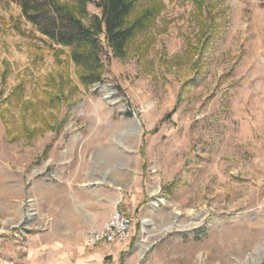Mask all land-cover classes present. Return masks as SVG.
<instances>
[{
    "label": "rangeland",
    "instance_id": "1",
    "mask_svg": "<svg viewBox=\"0 0 264 264\" xmlns=\"http://www.w3.org/2000/svg\"><path fill=\"white\" fill-rule=\"evenodd\" d=\"M158 1L89 89L0 4V264H264V0ZM78 195L131 239L87 247Z\"/></svg>",
    "mask_w": 264,
    "mask_h": 264
},
{
    "label": "trees",
    "instance_id": "2",
    "mask_svg": "<svg viewBox=\"0 0 264 264\" xmlns=\"http://www.w3.org/2000/svg\"><path fill=\"white\" fill-rule=\"evenodd\" d=\"M2 2L13 3L20 9L19 18L9 22L17 35L67 51L78 82L85 89L103 83L108 61L124 59L133 42L156 26L163 11L158 0H0V4ZM89 5H94L98 14H91ZM22 22L30 25L31 30L23 29ZM53 100L58 99L55 97L50 103Z\"/></svg>",
    "mask_w": 264,
    "mask_h": 264
},
{
    "label": "built area",
    "instance_id": "3",
    "mask_svg": "<svg viewBox=\"0 0 264 264\" xmlns=\"http://www.w3.org/2000/svg\"><path fill=\"white\" fill-rule=\"evenodd\" d=\"M133 230L131 217L116 210L108 216L101 227L86 231L85 245L89 248H95L120 244L131 239Z\"/></svg>",
    "mask_w": 264,
    "mask_h": 264
},
{
    "label": "crops",
    "instance_id": "4",
    "mask_svg": "<svg viewBox=\"0 0 264 264\" xmlns=\"http://www.w3.org/2000/svg\"><path fill=\"white\" fill-rule=\"evenodd\" d=\"M103 190V189H100ZM100 195L96 198L97 203L102 202L103 200L106 201V203L109 204V196H103V193L101 191H97ZM82 195V194H81ZM81 195L72 197V203L70 206V212L65 213L64 215L66 217L73 218V224L75 225V228H72L75 230L77 234L80 235L83 233L85 228H95L102 226L104 221L107 219V215H103L98 213H94V200L92 198H85L81 197ZM80 196V197H79ZM46 197V196H45ZM57 195L54 196V203L57 204ZM50 202H52V199H50ZM96 214V215H95ZM67 224H63V226ZM85 227V228H84ZM120 245V244H117Z\"/></svg>",
    "mask_w": 264,
    "mask_h": 264
},
{
    "label": "bare ground",
    "instance_id": "5",
    "mask_svg": "<svg viewBox=\"0 0 264 264\" xmlns=\"http://www.w3.org/2000/svg\"><path fill=\"white\" fill-rule=\"evenodd\" d=\"M152 193H155V191H152ZM253 241V239H251ZM252 241H250V244H252ZM147 249V246L144 247V249L142 250V253Z\"/></svg>",
    "mask_w": 264,
    "mask_h": 264
}]
</instances>
